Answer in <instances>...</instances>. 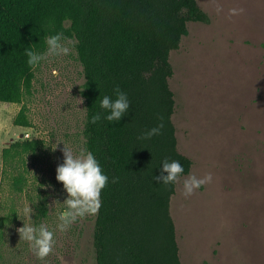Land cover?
Returning a JSON list of instances; mask_svg holds the SVG:
<instances>
[{
	"label": "rangeland",
	"instance_id": "374dc122",
	"mask_svg": "<svg viewBox=\"0 0 264 264\" xmlns=\"http://www.w3.org/2000/svg\"><path fill=\"white\" fill-rule=\"evenodd\" d=\"M196 2L208 23H187V35L169 53L177 149L192 161L170 199L179 259L181 264H264V0ZM68 46L69 54L49 57L35 68L31 94L22 104L0 102V264H96V213L65 231L56 228L67 195L55 178L56 166L63 161L64 144L74 154L84 145L85 108L79 102L84 78L74 41L68 39ZM23 104L32 128L13 124ZM24 139L43 145L36 156H26V182L18 192L3 175L1 151ZM207 173L210 182L184 194L189 174ZM28 206L35 209L31 218L25 214ZM23 223L54 230L53 251L43 259L20 239L17 228Z\"/></svg>",
	"mask_w": 264,
	"mask_h": 264
},
{
	"label": "trees",
	"instance_id": "16d2710c",
	"mask_svg": "<svg viewBox=\"0 0 264 264\" xmlns=\"http://www.w3.org/2000/svg\"><path fill=\"white\" fill-rule=\"evenodd\" d=\"M208 21L196 0H0V102L22 104L31 94L36 67L26 63L24 48L43 51L45 37L57 31L74 41L84 78V145L109 176L94 221L96 264H181L170 215L176 183L153 176L165 158L181 162L180 177L191 169L177 149L169 53L187 35V23ZM116 85L128 94L127 115L92 123L94 112L106 111L100 98ZM160 117V134L142 138ZM13 124L32 128L24 104ZM42 145L24 139L2 149L3 175L14 191L25 185L26 156Z\"/></svg>",
	"mask_w": 264,
	"mask_h": 264
},
{
	"label": "clouds",
	"instance_id": "9594fccd",
	"mask_svg": "<svg viewBox=\"0 0 264 264\" xmlns=\"http://www.w3.org/2000/svg\"><path fill=\"white\" fill-rule=\"evenodd\" d=\"M230 11L235 13L238 10L230 9ZM68 39L62 32L57 31L45 37L46 48L43 51H38L33 47L24 48L27 58L26 63L31 68H35L41 61L49 57L69 54L71 49L68 46ZM82 100L83 97H80L79 102H82ZM130 105L128 94L121 90L119 85H116L112 95L105 94L99 100L100 109L106 111L94 112L90 116V121L96 123L103 118L109 122H119L123 116L127 115ZM163 127V118L160 117L159 122L143 132L141 136L142 138H151L153 135L160 134ZM56 147L57 144L52 149ZM62 152L63 161L56 166L55 178L58 182H62V187L67 195L62 202L63 207L56 213L58 221L56 228L65 231L78 218L98 212L101 203V190L109 182V176L102 170L95 154L86 145L79 146L74 154L73 149L66 147L64 144ZM161 165L160 174L153 176V179L165 185L175 184L180 179L181 174L184 173V166L177 159L169 160L165 158ZM211 179V173H207L203 177L189 174L183 180L184 194H192L195 189L206 182H210ZM117 180L118 177H112L113 183ZM34 211L35 209L28 206L25 209V214L31 218L30 213ZM17 232L20 239L29 242V247L38 258L43 259L53 251L55 233L47 225L43 223H23L22 226L17 228Z\"/></svg>",
	"mask_w": 264,
	"mask_h": 264
}]
</instances>
